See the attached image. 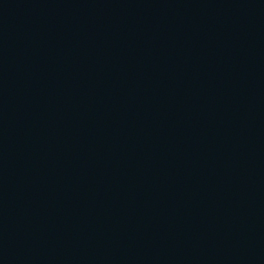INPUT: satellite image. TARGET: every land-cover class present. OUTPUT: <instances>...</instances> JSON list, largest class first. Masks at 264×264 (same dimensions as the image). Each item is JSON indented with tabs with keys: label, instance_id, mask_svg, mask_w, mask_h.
<instances>
[{
	"label": "water",
	"instance_id": "95a60500",
	"mask_svg": "<svg viewBox=\"0 0 264 264\" xmlns=\"http://www.w3.org/2000/svg\"><path fill=\"white\" fill-rule=\"evenodd\" d=\"M0 264H264V0H0Z\"/></svg>",
	"mask_w": 264,
	"mask_h": 264
}]
</instances>
